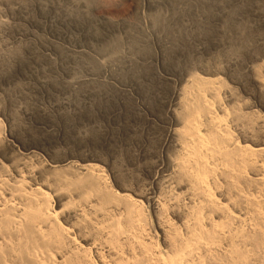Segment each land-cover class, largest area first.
<instances>
[{"label":"bare ground","instance_id":"bare-ground-1","mask_svg":"<svg viewBox=\"0 0 264 264\" xmlns=\"http://www.w3.org/2000/svg\"><path fill=\"white\" fill-rule=\"evenodd\" d=\"M8 2L0 0V6L11 3ZM233 6L242 17L250 16L257 27L251 25L255 33L250 40L240 34L241 47L235 52H230L226 42L221 43L220 50L228 52L227 60L224 51L217 59L223 57L221 61L225 63H208L204 59L186 67L181 59H177L178 63L174 59L173 64L162 56L160 69L167 71L171 66L175 74L166 72L164 76L154 72L152 77L144 78L145 83L136 79L130 82L135 91L143 88L137 101L142 110L136 111L142 117L141 127L137 126L140 133L134 129L137 118L133 119L135 122L129 121L128 130L137 137L138 147H132L137 152L131 149V155L136 153L134 158L148 178L144 190L140 188L144 183L124 178L118 174L120 170L111 173L115 182L109 184L98 163L109 158L99 155L98 150L94 154L88 147L85 150L79 146L81 149L65 151L50 145L43 135L22 133L13 127L3 138L0 127V264H258L256 259L264 257V0H235ZM211 42L215 44L216 40L212 38ZM128 44L131 46V42ZM135 60L129 61L132 71ZM176 66L182 67V73L176 75V71L181 72ZM119 67L121 70L122 65ZM112 70L109 71L113 77ZM134 73L133 77L138 72ZM84 128L81 127L83 131ZM100 136L98 139L102 140L104 137Z\"/></svg>","mask_w":264,"mask_h":264},{"label":"rangeland","instance_id":"rangeland-1","mask_svg":"<svg viewBox=\"0 0 264 264\" xmlns=\"http://www.w3.org/2000/svg\"><path fill=\"white\" fill-rule=\"evenodd\" d=\"M8 1L9 2L11 1V3L8 2L9 4L7 5L2 4V6H0L1 8L0 9V123H2L0 127H3V129L1 128V131L3 130L2 133L4 134V136L2 134V137L4 138L7 135L8 130L11 127H13L15 128V130H19L22 133H30L37 135L38 137L39 136L41 137L43 135L45 136V138L48 139L50 145L52 146L55 145L57 148H61L65 151H70L72 149L75 150V148L81 149L83 147H84L83 149L85 150L89 149L92 150L93 152L94 150H98L97 152L98 154L100 153L99 155L102 156L103 154L104 157H106V159L107 157L109 158L107 159V161H110L107 162L104 159L105 162L104 161H102V163L98 162L99 164H101V168L102 167L104 168V170L102 169L101 171H103L102 173L105 172L104 175L105 178L106 176L108 177L106 179H108L107 181L109 182V184L111 183V181H112L111 184H114L113 182H115L113 174L111 173L113 172L118 173L119 172L118 170H120L118 174L123 175L124 178H128V179L129 177L130 179L136 178L137 180L139 179L141 183H144L142 184L143 187L142 186L140 187L142 190L148 187L147 186L148 181H146L148 180V178H146L141 168H139L140 166L135 160L136 158H134L136 153L133 156V153L135 151L137 152V148L132 149L134 145L135 147H138L137 137L136 134L130 133V131L128 130V124L131 121L135 122L134 120L137 118L138 121L136 122L138 124L136 123L137 125L136 124H135L136 126L134 125V129L137 130L138 132L140 131V128L138 127L139 126L141 127L140 122H142V117H140L138 113L141 112L140 110H142V108L141 106L138 105L137 101H139L141 98L140 96L143 93V88L142 90H140L141 88L139 89L138 87V91L137 90L135 91L132 89L131 83L135 81V79L138 80V83L139 81L140 83H145V81L147 82V80L145 79L152 77L155 74L154 72L159 73V75L163 74L164 76L166 72L170 74H175V72L172 71L171 66L167 71L162 70V68L160 69L161 67L160 62L162 56H165V58L168 57L166 59L168 60L167 62L173 64L178 63L177 59H181L182 61L180 60V63L181 64L184 63V65L186 64L185 65L186 67H190L194 65L198 61L202 62L204 61V59L207 60V62L213 60L215 63L216 62L219 63L223 57L219 60L217 59V57L218 56L221 57L222 52L224 51L223 56L225 53L224 59H226L227 58L226 55L228 53V52L226 53L225 50H220V48L222 49L223 47L222 46V44H224L223 42H226L225 45L231 49L230 52H235V50H239V48L241 47V44L239 45V43H241L242 41L239 38L240 34H244V36L250 40L255 33V30L252 28V26L253 27L256 26L254 25V22L251 21L252 18L250 16L248 17V15L247 16L245 15L242 17V15L239 14L237 8L236 7L234 8L233 3L235 0H8ZM229 1L231 2V4ZM12 3L13 5H11ZM232 6L234 10L232 9ZM229 10L231 12H229ZM237 13L239 14V17ZM243 18L246 22L243 20ZM237 22H239L238 25ZM232 26L234 27L232 28L233 32L231 31ZM235 27L237 29H235ZM245 29H247L248 31L246 30L245 32ZM249 29L251 31H254L252 32L253 34H250L251 31H249ZM225 31L227 34L224 33ZM97 32L99 34H97ZM129 32H131V34L133 35L135 34L136 36L135 35L134 36L136 38L131 34L128 35L127 33ZM116 33L118 36H115ZM145 33H147V36ZM94 34L97 36V38ZM233 34H235L236 36ZM103 36L104 37L106 36V38H104ZM182 36H185L186 39H184ZM181 37L182 39H180ZM212 38L216 40L215 44L211 42ZM92 39L93 41H90ZM230 41L233 43V44L231 43L232 45L230 44ZM130 42H131V46L132 45L134 46L131 47L130 44H128ZM217 43L218 44L220 43L219 46L217 45ZM227 43L230 44L231 47ZM234 43L239 46L237 47L236 45L234 46ZM136 44L139 45L137 46L138 48L135 47ZM164 44H166V46ZM97 45L100 46L96 47ZM115 46L118 49L117 51L114 49L116 48ZM129 47L134 49V51L132 49L130 50ZM175 47L178 49V51L173 50L176 49ZM100 48H102V51L106 48V50H104L105 53L104 51L102 53ZM119 48L121 50V54L122 55L125 54L123 55V57L122 55H120ZM136 48L137 49L140 48L141 51L140 50L139 52L136 51L137 50ZM144 48L145 49L148 48V50L145 51ZM182 48L186 50V52ZM92 49L94 51H91ZM164 49H165V53H164ZM214 50L215 51L217 50V52H215ZM84 51L86 52L87 55L84 53ZM98 51H100L101 54ZM196 51L198 52L196 53ZM200 51L201 52L203 51V54ZM111 52L114 53L116 56L113 55ZM137 53H139L138 55L139 57L137 56ZM208 53L211 55L209 56ZM106 54L108 57L106 56ZM111 54L113 56H111ZM213 54L214 57H212ZM88 55L89 57H92L91 58L92 60L94 59V57L99 58V60L95 58L93 60L94 62H92V60H90ZM117 55L121 58H119ZM159 55L160 58L157 57ZM103 56H105V58L102 59ZM154 56L157 61L155 60ZM106 57L107 60L109 61L111 58V63L106 60ZM112 57H114L115 59ZM116 57H118L119 59ZM132 57L136 59L135 61H137L135 67L133 66V68L135 69V70L133 69L134 71L131 70L130 67L131 63H129L130 59H133ZM136 57L139 60H137ZM113 59L114 62L112 61ZM173 60L175 63L173 62ZM194 60H196V62H194ZM88 61L91 64L87 63ZM96 61L99 62V63L97 62V66L95 63ZM105 61L107 62L108 67L106 66ZM116 61H119V63H121L122 71L120 70L119 67L121 65ZM222 61L220 63H225V60L224 62ZM102 62L104 63L102 64ZM143 62L145 63V66ZM117 63L119 65H117ZM109 64H111L112 66L114 64L115 66H113V68H110L112 66L110 65L109 67ZM145 67L148 68V70L145 69ZM176 67H177L176 70H181L180 68H182L180 67L178 69V66ZM108 69L109 70L113 69L112 71L116 72L117 78H115L116 77L115 72L114 74L112 72V75H114L112 77L111 72ZM127 70L129 71L131 70V71L129 72ZM123 72L124 74L126 73L127 74L124 75L122 74ZM131 72L132 73L135 72L134 74H136L137 72L138 73L133 77ZM143 72H145V74ZM178 72L182 73V70L181 72L176 71V75L178 74ZM122 75L125 76V79H123ZM139 75L141 76V78ZM119 76L121 77L119 78ZM128 77H132V78L130 79ZM84 78L88 80L86 81ZM97 80L101 81L103 84H101V82L99 84V81ZM120 80L122 82L117 83ZM93 81L96 85L93 83ZM89 82L91 83V85ZM107 83H109L108 84L109 86L111 85L110 89ZM126 83H129V86ZM85 85H89V86L86 87ZM93 85L94 87L91 90V87ZM103 85L105 87H102ZM113 86L114 88L111 89ZM95 87L97 88V90ZM117 87L119 88V90ZM104 88L106 91L104 90ZM127 89L130 91H128V93L125 94L127 92ZM103 90L105 93L101 92ZM85 91H86V96L88 95L87 98L85 97V93H84ZM131 91L133 93L135 92L134 93L135 95ZM140 91H142V93ZM114 93L116 94L113 95ZM121 93L124 96L125 95L128 96V98L127 96H125L126 100L128 99L127 102L124 96L121 95ZM97 98L102 101H99ZM115 98L116 99L119 98L118 101ZM92 99H94V101L96 102H94ZM111 100H113V103L115 105H113ZM106 101L108 104L106 103ZM124 101L126 104H124ZM109 102L111 105L109 104ZM121 102L123 103L121 104ZM102 103L104 105H102ZM89 104L93 105V107ZM82 105L85 107H83ZM99 105L102 106L99 107ZM134 106L137 108H135ZM126 107H128V110H126L125 112ZM131 107L134 108V110ZM136 111L138 113H136ZM127 112L130 113L127 114ZM122 113L125 114L123 115ZM135 114H137L138 116H135ZM122 119H124L125 122H123ZM89 125L91 126L89 127ZM83 126H85V128ZM81 127L84 128V131L83 129H81ZM92 129L95 131H92ZM110 129L111 130L114 129V131H111ZM47 131L48 132L52 131V133L49 135ZM95 132L98 134H96ZM102 133L103 135L104 134L106 135L103 136ZM116 133L117 134L119 133L120 135L119 134L117 135ZM122 133L123 134L125 133L124 136ZM139 133L137 134L139 135ZM88 134L90 135V137L87 136ZM79 135L81 137L83 135L84 139L82 140L83 137L81 138ZM116 135L121 136L122 138L119 137L120 139L119 140ZM99 136L100 138L103 136L104 138L103 137L102 138L104 139V141L102 138H101L102 140L98 139ZM131 136L132 139L130 138ZM93 137L95 138L92 139ZM111 138L114 141H111L112 140ZM116 138H117V142L119 141L120 143L116 142ZM125 139L128 141L129 140L132 141L134 139L133 140L134 142L133 141L128 142ZM83 141L86 145L83 143ZM94 141L97 142L98 144L100 143L101 146L95 143ZM121 141L122 142L124 141V143H122ZM108 143L110 145H108ZM124 144L126 146H124ZM91 145L94 147L92 148ZM95 146L97 149L95 148ZM86 147H88V149H86ZM131 149L133 151L132 155H131L132 152ZM95 152L94 154H97ZM107 163L110 165H107ZM135 169L139 171H136ZM106 171H107V175H106ZM123 171L125 173L126 172L129 173H126L127 174L126 175ZM133 173L135 176H133ZM136 176H138V178ZM56 208L59 209L58 206H56ZM260 257L258 258L264 260L263 256ZM258 258L256 259L257 260L256 263L259 264L260 262H262L260 264H263L264 261L260 260V262H258L259 261Z\"/></svg>","mask_w":264,"mask_h":264}]
</instances>
